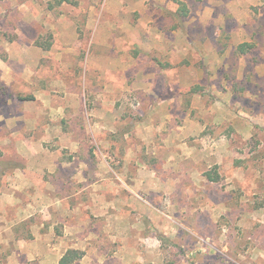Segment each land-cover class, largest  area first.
Returning a JSON list of instances; mask_svg holds the SVG:
<instances>
[{
	"label": "rangeland",
	"instance_id": "374dc122",
	"mask_svg": "<svg viewBox=\"0 0 264 264\" xmlns=\"http://www.w3.org/2000/svg\"><path fill=\"white\" fill-rule=\"evenodd\" d=\"M69 249L264 264V0H0V264Z\"/></svg>",
	"mask_w": 264,
	"mask_h": 264
},
{
	"label": "trees",
	"instance_id": "16d2710c",
	"mask_svg": "<svg viewBox=\"0 0 264 264\" xmlns=\"http://www.w3.org/2000/svg\"><path fill=\"white\" fill-rule=\"evenodd\" d=\"M65 2V0H61ZM179 12L182 16L187 15V9L186 5L182 2H179ZM251 45L247 43L240 44L237 48L238 52L241 54H244L250 49ZM31 100V99H30ZM205 177L210 182H218L220 180V177L218 174L215 173V175H211L209 172L205 174ZM83 257V252L75 249H69L67 250L62 257L59 259L58 264H75L77 261L81 260Z\"/></svg>",
	"mask_w": 264,
	"mask_h": 264
},
{
	"label": "crops",
	"instance_id": "0c3cea01",
	"mask_svg": "<svg viewBox=\"0 0 264 264\" xmlns=\"http://www.w3.org/2000/svg\"><path fill=\"white\" fill-rule=\"evenodd\" d=\"M17 200V199H16ZM113 208V207H112ZM19 213H17V215H20V217H21V212L20 211H18ZM18 218V217H17ZM21 220V219H20ZM19 220V221H20ZM19 221H17V223H19ZM69 225H73V223H69L68 224V228L66 229V232H67V234H73V230L70 228V227H73V226H69ZM67 235L65 234V237H66ZM120 241H123V239H119ZM75 248H77V246L75 247ZM84 257H87V255L86 256H84Z\"/></svg>",
	"mask_w": 264,
	"mask_h": 264
}]
</instances>
